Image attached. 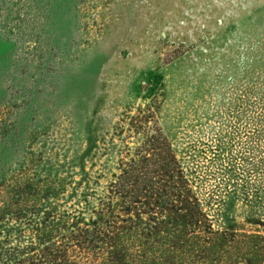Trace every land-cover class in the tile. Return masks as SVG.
Instances as JSON below:
<instances>
[{
    "label": "rangeland",
    "instance_id": "rangeland-1",
    "mask_svg": "<svg viewBox=\"0 0 264 264\" xmlns=\"http://www.w3.org/2000/svg\"><path fill=\"white\" fill-rule=\"evenodd\" d=\"M148 108L214 226L264 229V0H0L1 175L92 200Z\"/></svg>",
    "mask_w": 264,
    "mask_h": 264
},
{
    "label": "trees",
    "instance_id": "trees-1",
    "mask_svg": "<svg viewBox=\"0 0 264 264\" xmlns=\"http://www.w3.org/2000/svg\"><path fill=\"white\" fill-rule=\"evenodd\" d=\"M128 117L138 144L92 200L69 202L65 175L0 174V264H264V229L214 226L158 110Z\"/></svg>",
    "mask_w": 264,
    "mask_h": 264
}]
</instances>
